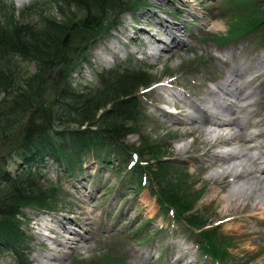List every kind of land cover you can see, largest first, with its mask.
Returning a JSON list of instances; mask_svg holds the SVG:
<instances>
[{
	"label": "rangeland",
	"instance_id": "374dc122",
	"mask_svg": "<svg viewBox=\"0 0 264 264\" xmlns=\"http://www.w3.org/2000/svg\"><path fill=\"white\" fill-rule=\"evenodd\" d=\"M139 1L145 6L121 13L114 25L109 26L110 30L102 31L90 42L74 69L60 77L90 88L98 82L97 72L102 69L118 66L145 70L154 83L140 96L139 130L147 142L163 146L159 150L174 165V178L184 177L189 184L187 190L199 194L193 209L206 224H218L216 235L225 239L227 245L226 263L264 264V169L249 172L247 168L250 163L260 167L259 163L264 161L247 158L242 155V145L233 147L228 141V147L232 146L236 152L226 155L228 160L222 163L224 158L220 155L227 151L221 144L224 138H217L216 131L207 133L211 125L204 124L203 119L213 113L212 110L206 113L200 102L231 66H236L235 83L241 88L248 87L235 96L239 104L246 102L248 106L240 111L239 118L245 129L231 126L248 139L251 154L264 153V42H260V30L254 29L227 42L216 41L238 19L232 8L227 11L229 0ZM9 14L34 29L41 26L44 16L63 19L55 3L47 0H0V23ZM166 24L180 28L178 36L182 40L177 37L180 43L170 41L172 32L169 33ZM154 46L160 56L152 64L154 57L146 53L154 52ZM18 64L33 71V62ZM51 76L52 83L58 84L55 69L51 70ZM159 82L163 85L157 86ZM167 84L168 90H157ZM167 92L172 96L168 97ZM160 95L170 104H164ZM221 100L226 103L232 98L221 95ZM192 103L205 112H198L200 116L196 114V120L190 124L180 125L181 119L193 118L194 109L200 111ZM171 104L179 107V113L167 112L172 109ZM123 142L138 144L137 133L126 135ZM74 144L66 139L62 142L69 149ZM98 152L95 156L93 147H89L80 155L81 170L71 174L49 160L34 167L41 172L46 185L57 186L58 196L48 214L41 215V225L32 230L27 225L29 220L33 217L39 220L37 214L44 211L30 206L22 209L20 227L26 238L20 243L30 264H95L92 261L98 259L100 264H115L111 261L113 255L122 264H209L199 257L194 231L181 222L170 226L172 221L157 211L154 197L148 192V181L129 184L128 169L121 165L120 154L118 157L109 154L108 159L99 160L104 150ZM14 159L18 162V158ZM6 168L14 172L18 167L14 161ZM31 170L34 171L32 167ZM40 180L44 181L41 177ZM144 220L142 228L135 231ZM73 228L80 233L72 232V241L81 239L69 243L65 231ZM42 232L44 242L40 240ZM47 235L64 240V246ZM52 247L60 249L59 260L42 257ZM0 264H14L10 251H0Z\"/></svg>",
	"mask_w": 264,
	"mask_h": 264
},
{
	"label": "trees",
	"instance_id": "16d2710c",
	"mask_svg": "<svg viewBox=\"0 0 264 264\" xmlns=\"http://www.w3.org/2000/svg\"><path fill=\"white\" fill-rule=\"evenodd\" d=\"M47 1L55 3L63 19L44 16L41 26L34 29L33 25L20 23L9 14L0 23V251H10L14 264H30L20 243L26 238L20 227L22 209L30 206L48 212L58 196L57 186L46 185L45 178L34 167L49 160L65 173L80 171V155L92 146L95 156L99 155L98 150H104L99 160L108 159L109 154L117 157L120 154L123 168L131 163L126 171L129 184H140V179L145 177L157 211L194 231L199 255L209 264H232L225 261L227 245L225 239L216 235L218 225L206 224L193 209L197 191L187 190L189 184L184 177L174 178V165L159 150L163 146L147 142L139 130L137 117H141L142 111L136 93L140 86L147 88L152 78H147L140 69H111L99 73L97 84L86 88L73 86L60 77L74 67L93 39L114 25L121 12L140 8L145 3ZM227 5V11L232 8L238 19L216 41L227 42L259 29L263 43L264 0H229ZM73 22L77 24L71 29ZM67 32L68 39L63 43ZM19 61L33 62V71L21 68ZM52 69L56 70L58 84L48 77ZM80 126L84 128L79 129ZM133 133L138 135V144L124 143L126 135ZM65 139L75 143L71 149L62 145ZM14 161L18 168L11 172L6 167ZM144 224L145 220L135 231ZM111 261L122 264L114 255ZM100 262V259L92 261Z\"/></svg>",
	"mask_w": 264,
	"mask_h": 264
},
{
	"label": "bare ground",
	"instance_id": "6f19581e",
	"mask_svg": "<svg viewBox=\"0 0 264 264\" xmlns=\"http://www.w3.org/2000/svg\"><path fill=\"white\" fill-rule=\"evenodd\" d=\"M183 2H185V0ZM165 27L170 29L169 33L172 32V34L169 35L170 41L175 40L177 43H180V41L177 38V37H179L178 32H180V28L174 27L173 24H171L170 26L166 24ZM150 54L152 55L151 52H150ZM222 63H225V61H223ZM235 67L236 66H231V68L227 71L225 76L223 75L222 78H220L215 83V86L211 87V90L209 91V93L207 95H204L203 97H201L200 102H202L204 105L207 104L208 106H211L212 108H218L219 110H221V113H219V114H220L222 120L215 122L216 121L215 119H211L210 117H206V118H204V124L212 126L211 129H209L207 131V133H211V132L216 131L214 134H216L215 136L217 138H220V139L224 138L223 141L231 142L233 147L235 145H242V147H243L242 155H245L247 158H253V160L262 159L264 161V153H261L258 155L251 154L249 152L251 146H249L247 144L248 139L242 138L240 132H237V128H235L234 126H231L234 124V125L238 126L240 129H245L243 122H239L240 121L239 118L241 117L240 111H244L245 107L248 106L246 102H244L242 104H239L237 102V97L235 96V93H240V91L244 92L245 88H247L248 86H243V88H241L239 84L235 83L236 77H234L233 75L236 76L238 74L235 72V69H234ZM168 88L169 87L167 85H165V86L158 88L157 90L165 91V90H168ZM221 95L229 96L232 98V100L230 102L224 103L221 101ZM247 97H249L248 94H247ZM192 106H195L196 108L201 109V108H199V105H197L196 103H192ZM191 121H192V119H190V118L181 119L180 125H184L185 123L190 124ZM216 128H219V132ZM224 128H226V129H224ZM232 136L233 137L235 136L234 142L231 141ZM252 142L254 143V140ZM232 146L226 151V154L220 155V157L224 158V159H222V161H223L222 163H224L228 160L226 155L234 154L236 152V149L233 150ZM218 151H220V150H217L215 152H218ZM233 151H235V152H233ZM240 157H241V155H240ZM234 158L236 159V158H238V156H236ZM219 161H221V158H219ZM238 163H240V162H238ZM238 163L236 162V165ZM259 164H260V167L256 164H254V165L251 163L248 164L247 168L250 170L249 172H253V170H257L259 168H260L259 170L264 169V162L261 161V163H259ZM232 177L235 178L234 176H232ZM227 184H228V181H227ZM252 214L253 213H251V215ZM247 216H249V214H247ZM47 224L48 223H45V226H44V230H46V231H47V229H49V228H46ZM79 227H81V226H79ZM72 232L79 234L80 230H78V228H73V230H66L65 234H66L67 242H69V243L70 242H78L81 239V237H80V239L74 238V240L72 241V236H71ZM44 234H45V232H42L39 235H41V237L43 238ZM47 236L50 239L53 238V239L57 240L56 242H58L60 245L64 246V240L56 239L55 237L49 236V235H47ZM40 240L42 242H44V238H43V240L42 239H40ZM65 247H68V244H66ZM52 249H54V247H52ZM52 249L49 248L50 251L45 253V255H42V257L48 258V259L58 258L56 260H59L62 257L61 253L59 252L60 249H54L53 251H52Z\"/></svg>",
	"mask_w": 264,
	"mask_h": 264
},
{
	"label": "water",
	"instance_id": "95a60500",
	"mask_svg": "<svg viewBox=\"0 0 264 264\" xmlns=\"http://www.w3.org/2000/svg\"><path fill=\"white\" fill-rule=\"evenodd\" d=\"M76 25V22H73L70 28H73ZM68 32L64 35L62 42L64 43L68 37ZM48 76L51 80H53V77L51 76V72L48 73Z\"/></svg>",
	"mask_w": 264,
	"mask_h": 264
}]
</instances>
